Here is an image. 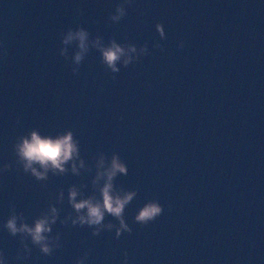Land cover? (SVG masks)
<instances>
[{
    "label": "water",
    "instance_id": "1",
    "mask_svg": "<svg viewBox=\"0 0 264 264\" xmlns=\"http://www.w3.org/2000/svg\"><path fill=\"white\" fill-rule=\"evenodd\" d=\"M120 2L0 0L6 264H264V0H133L114 23L108 17ZM77 27L89 33L79 65L77 42L62 43ZM112 41L136 49L129 66L124 57L117 63L118 73L99 51ZM33 131L72 133L77 155L63 173L50 169L38 180L24 170L15 146ZM113 155L127 169L113 177L114 190L137 193L124 209L132 231L117 238L119 222L106 213L102 225L114 227L93 236L97 226L72 225L68 192L98 200L105 180L97 173ZM152 199L162 214L147 225L134 222ZM12 206L29 226L55 207L46 235L53 244L59 235L61 247L43 256L30 237L9 235L3 224Z\"/></svg>",
    "mask_w": 264,
    "mask_h": 264
},
{
    "label": "clouds",
    "instance_id": "2",
    "mask_svg": "<svg viewBox=\"0 0 264 264\" xmlns=\"http://www.w3.org/2000/svg\"><path fill=\"white\" fill-rule=\"evenodd\" d=\"M133 0H121L115 6L114 14H110L108 19L114 23L119 22L122 18L126 16L125 5H130ZM156 30L159 36L163 39L165 38V32L163 26L160 23L156 24ZM89 33L82 27H77L75 31L71 28L68 29L67 33L62 38L63 44H68L71 41L77 42V51L74 55V62L79 65L84 54L88 51L87 39ZM98 39L96 44L98 45ZM156 47L163 51V45L157 44ZM178 48H183V43L177 45ZM99 51L102 55V63L111 70L112 73H118L120 71L117 68V63L123 59L124 67L129 66L133 57L129 56V52H135L134 46L129 45L127 50L120 45L112 41L109 47H99ZM141 53L148 55L147 46L141 48ZM6 55V52L4 53ZM61 55L65 54V50L61 49ZM73 74L78 73V68L72 69ZM115 79V76L112 77ZM16 153L19 159L23 162V167L25 171H30L33 176L38 180H44L47 178L46 173L51 169L54 174L56 172L63 173L65 171L64 164L74 156L77 155V142L73 141L72 133L66 132L62 136H56L55 138L51 136H41L36 131L29 134L28 137H21L20 142L15 146ZM35 165H38L41 169L37 170ZM100 165H103V160H101ZM72 171H76L75 165H73ZM118 173L127 174V169L125 165L118 159L117 155H113L111 162L103 172L97 173V180L104 177V184L99 189L100 198L97 200L94 197H89L87 199L76 200L78 195L75 188H70L68 192V202L71 204L72 208L77 213L75 219L72 220V225L84 226L87 225L97 226L92 235H99L100 226L111 229L114 227L113 224L108 223L102 225L105 214L114 217L119 222V227L116 229V237L119 238L121 232L131 233V228L125 223L124 219V209L137 195L136 191H115L113 188L112 180ZM96 183V181H93ZM123 192V194H121ZM83 211V214L81 212ZM163 212V207L156 200L152 199L143 204L142 207L136 212L134 216V222L140 225H147L148 223L154 221ZM57 209L55 207L49 208V214L42 215L40 218L34 220L33 224L29 226L24 222L23 214H18L15 212L14 206H12L11 214L8 216L3 224V228L7 230L9 235L15 237L17 234L22 236L26 235L31 238V243L35 246L43 256H50L55 249L61 247L59 243V235L55 237L56 243L50 242V237L46 234L52 231L51 225L56 223L57 220ZM20 221L19 225L17 221ZM62 224L65 221H61ZM23 245V240H21ZM26 247V245H24ZM88 253H84V257H87ZM127 256V253H125ZM16 259H20L19 255H16ZM0 264H6L3 253H0ZM76 264H83V258L78 259ZM127 264V261L125 262Z\"/></svg>",
    "mask_w": 264,
    "mask_h": 264
}]
</instances>
